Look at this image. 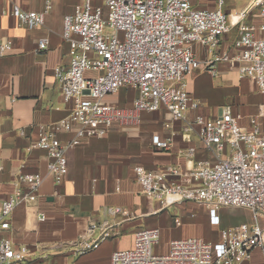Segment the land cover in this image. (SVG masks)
I'll list each match as a JSON object with an SVG mask.
<instances>
[{"label":"crops","instance_id":"1","mask_svg":"<svg viewBox=\"0 0 264 264\" xmlns=\"http://www.w3.org/2000/svg\"><path fill=\"white\" fill-rule=\"evenodd\" d=\"M191 1L202 9L217 7V0H210L214 7ZM247 1L241 10L248 6ZM81 3L0 0V46L8 47L0 55V201L15 196L18 190L30 193L31 184L20 180L21 175L40 174L44 179L36 201L17 205L10 217V230L4 234L15 247L28 249L29 255L21 264H111L115 252L134 247L141 230L160 232L154 251L162 255L169 252L172 241L197 238L215 243L222 230L251 224L252 213L244 208L221 207L217 212L220 224L213 225L204 204L165 206L144 194L135 176L136 167L161 173L170 168L179 170L178 175H166V186L183 184L198 162L216 161L195 132L184 130L186 122L174 121L165 108L143 113L139 124L117 123L104 137L83 138L67 151L69 172L60 184L55 183L48 170L47 152L33 145L45 131L64 145L76 138L77 125L71 131L62 127V122L70 119L74 104L64 101L56 70L71 63L74 50L72 43L64 40V20L74 15ZM15 6L25 12L44 13L47 6L50 9L44 24L29 30L13 17ZM224 11L236 24L235 7L226 2ZM245 22L256 27L264 24L258 7ZM43 38L48 40L47 50L39 49ZM237 38L235 26L223 36L217 54L232 52ZM191 49L202 62L214 60L202 44H192ZM215 68L216 76L200 70L188 78V91L199 103L197 110L188 112V120L196 116L215 119L224 108L231 107L241 116L240 125L250 130L252 118L262 121L259 111L264 94L253 79L243 78L230 63L218 62ZM138 96L137 89L123 88L107 97L105 103L131 109ZM155 136L171 140V148L157 149L152 142ZM191 148L195 149L193 157L188 156ZM115 208L121 212L110 211ZM92 224L98 227L92 239L101 235L105 224L111 226L112 235L97 248L77 254L75 244ZM246 264H264L262 252L255 250Z\"/></svg>","mask_w":264,"mask_h":264},{"label":"built area","instance_id":"2","mask_svg":"<svg viewBox=\"0 0 264 264\" xmlns=\"http://www.w3.org/2000/svg\"><path fill=\"white\" fill-rule=\"evenodd\" d=\"M225 5L226 0H217L216 9L210 10L196 7L191 0H82L76 13L64 20L63 37L72 43L74 52L70 65L58 68L56 77L64 101L74 104L62 127L71 131L77 125V135L64 145L45 131L33 145L47 152L48 170L55 183L60 184L69 172L67 151L83 138L104 137L117 123L139 124L143 113L165 108L174 121L186 122L184 130L195 132L216 161L198 162L183 184L166 186V175H178L179 170L161 173L136 167L135 176L144 194L165 206L204 204L213 225L220 224L217 212L221 207L244 208L253 216L251 224L222 230L215 243L197 238L175 240L162 255L154 251L160 232L141 230L134 247L115 252L111 264H246L255 250L264 258V105L259 111L262 121L252 118L250 130L240 125L241 116L231 107L215 119L196 116L188 120V112L199 108L188 91V78L200 70L216 76L218 62L230 63L243 78L253 79L264 94V24L256 27L245 22L257 7L264 18V0H250L246 8L235 12L236 24L224 11ZM49 9L25 12L15 6L12 15L34 30L44 24ZM235 26L238 38L232 52L218 55L223 36ZM195 43L205 46L214 60H198L191 49ZM7 49L1 45L0 55ZM39 49H48L47 39L39 41ZM128 87L139 92L131 109L105 103L107 97ZM152 142L160 150L171 148V140L159 136ZM194 154V148L188 150V156ZM20 180L30 182V193L18 190L15 196L0 201V264H21L29 255L26 247H15L4 234L10 230V217L17 205L36 201L44 179L35 174L21 175ZM110 211L118 214L121 209ZM97 228L92 224L76 242L77 254H85L111 237V226L105 224L101 235L92 239Z\"/></svg>","mask_w":264,"mask_h":264},{"label":"rangeland","instance_id":"3","mask_svg":"<svg viewBox=\"0 0 264 264\" xmlns=\"http://www.w3.org/2000/svg\"><path fill=\"white\" fill-rule=\"evenodd\" d=\"M193 2L197 3L198 5H210L214 7V4L210 0H193ZM228 5H232L235 7L236 11H240L243 5H245L248 1L247 0H227Z\"/></svg>","mask_w":264,"mask_h":264}]
</instances>
